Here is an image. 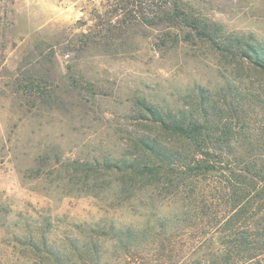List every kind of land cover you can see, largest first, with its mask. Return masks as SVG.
I'll use <instances>...</instances> for the list:
<instances>
[{
	"label": "rangeland",
	"instance_id": "obj_1",
	"mask_svg": "<svg viewBox=\"0 0 264 264\" xmlns=\"http://www.w3.org/2000/svg\"><path fill=\"white\" fill-rule=\"evenodd\" d=\"M113 1L0 0V264H52L39 255L43 240L84 241L77 228L104 219L137 222L134 203L161 201L173 213L185 194H122L107 169L132 160L142 137L196 152L147 107L211 121L209 135L229 139L215 152L264 169V72L254 65V52L264 57V0H173L177 11L154 0L149 24H123ZM181 12L206 35L182 27ZM30 80H42L43 97ZM238 106L242 121L230 118ZM260 252L245 264H264Z\"/></svg>",
	"mask_w": 264,
	"mask_h": 264
},
{
	"label": "trees",
	"instance_id": "obj_2",
	"mask_svg": "<svg viewBox=\"0 0 264 264\" xmlns=\"http://www.w3.org/2000/svg\"><path fill=\"white\" fill-rule=\"evenodd\" d=\"M113 2L116 6L112 13L123 15V24H149L158 16L155 12L149 15L154 0ZM170 5L175 11L181 9L179 1ZM178 15L185 17L182 27L190 24L206 35L208 28L200 27L198 20L185 12ZM254 54V65L264 72V57ZM39 83L43 84L42 80ZM39 83L30 80L26 87L38 90L43 97L45 91ZM146 109L158 116L154 123L161 131L184 139L196 152L176 153L157 137H142L134 141L138 150L132 160L119 161L107 169L114 168L121 176L122 194L147 193L152 198L169 189L176 196L185 194L181 202H174L170 214L161 201L151 200L148 206L129 205L140 220L128 223L104 219L88 225L87 230L78 227L79 233L86 235L84 241L68 236L64 242L53 241L47 247L43 240L38 250L41 260L46 258L52 264H245L257 257L255 252L264 254V169L241 155L215 152L216 147L229 144V139L212 138L209 132H216V126H209L211 121L185 122L173 115L164 117L154 108ZM230 110L231 119H244L239 106ZM88 169L85 174L98 171ZM203 181H210L208 189L202 187Z\"/></svg>",
	"mask_w": 264,
	"mask_h": 264
}]
</instances>
